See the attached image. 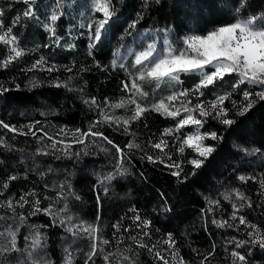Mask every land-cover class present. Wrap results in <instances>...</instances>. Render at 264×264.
I'll use <instances>...</instances> for the list:
<instances>
[{"label":"trees","instance_id":"1","mask_svg":"<svg viewBox=\"0 0 264 264\" xmlns=\"http://www.w3.org/2000/svg\"><path fill=\"white\" fill-rule=\"evenodd\" d=\"M90 3L35 0L33 15L24 17L28 5L23 0H0V21L5 29L11 28L24 52L11 59L14 54L9 46L0 44V121L17 130L0 127V231L18 229L19 249L0 251V264H33L37 259L66 264L69 252L72 264H106L104 255L110 256L111 264H163L155 257L157 251L169 264H179L180 258L184 264H232L233 251L244 255L247 264H264V249L259 245L237 247V242L250 241L248 234L254 231L239 223L241 216L264 234V188L260 184L264 179V101L257 100L243 116L236 115L246 103L243 92L261 89L248 84L234 88L237 77L233 74L202 88V96L189 97L195 105L198 100L206 104L230 94L223 107L235 121L226 126L212 116L206 118L200 133L214 132L218 139L204 141L215 151L199 169L189 163L197 158L191 148L179 150L181 141L196 130L194 125L164 135L166 130H175L186 113L172 118L151 110L173 93L194 89L200 82L197 75L181 74L180 81L168 87H142L147 95L132 98L148 111L138 120L131 119L134 104L112 106L127 100L123 85L135 79L136 67L130 65L137 51L136 39L150 31L166 30L178 44L187 35H204L238 18L264 14V0H247L243 7L241 0H149L147 7L145 0H112L115 15L95 47H89L92 35L88 37L78 26ZM53 12L59 16L52 25L54 36L45 27ZM133 22L134 28L130 27ZM118 47L119 56L113 53ZM114 59L117 67L112 66ZM206 70L212 69L208 66ZM105 115L114 122H103ZM90 128L107 140L87 136L83 144L76 142V130L83 133ZM161 139L168 145L163 152L152 147ZM128 144L140 147L129 149ZM113 145L122 149V160ZM149 155L156 162L149 161ZM173 163L179 165L181 177H186L183 182L171 175L177 169L166 167ZM12 176L16 179L10 180ZM240 176L252 179L243 182ZM237 190L246 201L235 195ZM226 194L231 200L225 199ZM9 200L14 211L6 206ZM44 209H50L51 215ZM234 212L236 220L232 219ZM136 215L140 220H135ZM69 217L73 226L83 222L96 227L97 239L83 231L76 235L67 231ZM213 220L227 221L233 227H217ZM143 221L150 223L145 226ZM117 224L119 230L114 227ZM37 235L41 247L33 250ZM169 235L174 248L165 243ZM103 240L109 243L104 245ZM140 242L147 247H139ZM93 243L98 245L97 255L89 261ZM5 244L7 239L0 238V245Z\"/></svg>","mask_w":264,"mask_h":264},{"label":"snow or ice","instance_id":"2","mask_svg":"<svg viewBox=\"0 0 264 264\" xmlns=\"http://www.w3.org/2000/svg\"><path fill=\"white\" fill-rule=\"evenodd\" d=\"M148 2L149 0H145V7H147ZM155 2L159 3V0H155ZM246 2L247 0H241V7H243ZM23 3L28 5L23 13L24 17H31L33 15L32 8L35 4V0H23ZM92 11L93 13H100V16L96 17L93 15L90 19V23L87 25L90 32L92 31V26L95 25V30L91 36L93 43H91L89 47H95V43L101 40L105 25H107L109 20L115 15V7L112 4V0H92ZM237 11H239V9H237ZM2 15L3 11L0 10V16ZM58 18V14L53 12L50 17L51 24L45 25L46 30L53 36L55 35V28L52 25L55 24ZM17 20H19V18H17ZM135 24L136 22H133L130 27L134 28ZM158 42V39L154 38L152 42L147 43L145 47L134 54V66H140L141 69L138 73L137 79L140 81L147 80L149 82H155V85L159 87L161 83L171 81L179 82L181 74L197 75L200 78L199 84L191 91L186 90L173 93L172 95L161 99L157 104H154L151 109L172 118L179 116L181 112L186 113L183 119L177 121L175 130H166L164 135H173L174 132H178L186 125H194L196 131L191 135H187L186 138L181 141V147L179 150L180 152H184L185 146L191 148L197 154V158L192 159L189 163L194 169H199L205 160H207V158L215 151L214 147L205 145L204 141L206 139H218L217 134L214 132L200 133L199 129L203 127L206 118L212 116L213 119H219V121L226 126H231L235 121L228 118V110L223 107L224 101L230 98V94L218 96L216 100L208 101L206 104L199 102L198 100L195 105L192 104L189 97L197 94L202 96V88L213 85L217 80H223L226 75L235 74L237 80L233 85L234 88L239 87L241 84H248L251 86H258L261 89L255 93L249 91L243 92V98L246 103L241 104L238 107L236 115L243 116L253 108L257 100L264 101V14L247 17L245 19L238 18L234 23L214 28L204 35H187L181 38L179 48L173 45L172 41L166 34V30L165 35L163 36L164 48L162 52L157 51ZM0 44L9 46L10 54H14L10 55L11 59L19 58L24 55L23 50L20 49L16 43V37L12 35L11 28L5 29L2 21H0ZM116 55L119 56V51H117ZM112 66H118L116 59L112 61ZM119 66L123 67V64L121 63ZM208 66L211 67V71L206 70ZM47 70L52 71L51 68ZM123 87L125 91L129 93V99L121 100L119 103L112 106L115 108H122L126 104H134L135 110L131 119L133 121L138 120L145 111H148V109L142 107L132 97L137 95L146 96L147 93L142 91L141 86L135 79L131 84L124 83ZM253 96H255V99H253ZM92 103L95 104V100H93ZM232 103L234 107H237L235 101ZM100 122L101 121H97V123ZM103 122L111 124L114 121H111L110 118L105 115ZM129 123V120L123 121L124 125H129ZM0 127L8 129L10 132L17 131L3 121H0ZM33 135H35V133H33ZM73 135L77 138L76 142L81 144L84 143V139L87 136H98L107 140V137H103L102 133L93 132L91 128L83 133L77 129ZM49 139H51V137H49ZM107 142L110 144L112 143L110 140ZM2 143L3 141L0 140V144ZM167 146V142L163 139L158 143L152 144L153 148L159 149L161 152H163ZM53 147H55V145H53ZM67 147H70V145ZM113 147L116 148L117 153H120L122 160V149L116 145H113ZM127 147L131 149L133 147L139 148L140 146L128 144ZM65 154L70 155V153L67 152ZM77 155H79V153H77ZM201 157L203 159H200ZM147 159L151 162H156L150 155L147 156ZM168 159L170 160L171 157L169 156ZM160 163H164V161L161 160ZM166 167L177 169L176 171H173L171 175L180 179L181 182L186 179V177H181L179 165L173 163L166 165ZM192 175H195V172H193ZM9 179L15 180L16 177L12 176ZM107 179H111V177H108ZM239 179L243 182H247V180L252 179V177L240 176ZM260 184L261 187L264 188V179L260 181ZM3 187L7 188L8 184L5 183ZM235 195L242 201L247 200V197L238 190L235 192ZM77 199H79V197H77ZM97 199L99 200V197ZM225 199L231 200V195L226 194ZM21 200H23V197H21ZM36 203L38 204L39 201ZM6 206L14 211V205L11 200L7 201ZM248 206L250 207L251 204L249 203ZM233 208L236 211H239V208H237L235 204H233ZM35 211L39 212L41 209L36 208ZM43 211L45 214L51 215L50 209H44ZM20 219L21 223H23V218L21 217ZM232 219H237L235 212L233 213ZM135 220H140L139 215L135 216ZM60 223L64 224L65 222L62 220ZM143 223L145 226H148L150 222L143 221ZM212 223L216 224L217 227H233V225L229 224L227 221L221 222L213 220ZM239 223L246 224L247 227L252 228L254 231L249 233L251 236L250 241L237 242V247H241L244 243H251L253 245H259L260 248L264 249V234H261L260 229L256 228L255 225L248 224L243 216L239 217ZM68 224L70 226L67 228V231L71 232L73 235H76L78 231H83L88 233L91 239H97L96 233L99 230L96 227L92 225L84 226L83 222L73 226L71 225V217L68 218ZM114 227L119 230L120 225L117 224L114 225ZM17 234L18 229L17 231H13L9 228L6 232L0 231V238L7 239V244L0 245V251H19L17 248ZM25 239H27V237ZM132 239L135 241L136 238L132 237ZM102 243L107 245L109 241L103 240ZM165 243L168 244L169 248H174L175 246L170 235ZM138 246L142 248L147 247V245L142 242H140ZM31 247L33 250L41 247V240L38 235L32 240ZM97 250L98 245L93 243L91 251L88 253L89 261L97 255ZM31 255L32 253L28 252V256L31 257ZM172 255L175 259L177 253L173 252ZM231 256L234 258L232 264H247L245 256L241 255L239 252L233 251ZM155 257L163 261V264H169V261L165 259L159 251L155 253ZM103 259L106 264H111L109 255H104ZM124 259L127 260L128 257L125 256ZM33 264H51V262L37 259L33 261ZM66 264H72L70 252L67 254ZM179 264H184L183 258H180Z\"/></svg>","mask_w":264,"mask_h":264},{"label":"rangeland","instance_id":"3","mask_svg":"<svg viewBox=\"0 0 264 264\" xmlns=\"http://www.w3.org/2000/svg\"><path fill=\"white\" fill-rule=\"evenodd\" d=\"M95 15L96 17H99L100 16V13H93L92 11V0H91V3H90V7L87 11L83 12L82 13V19L80 20V23H78V26H80L82 29H83V33H85L88 37L92 35V33L94 32L95 30V25L92 26V31L90 32L89 31V28L87 27V25L90 23V19L91 17ZM50 17L51 15L48 17L47 21L46 22V25H49L51 24V20H50ZM83 25V26H82ZM166 34L168 35V37L170 38V40L172 41L173 45L177 48H179L180 46V42L177 44V41H175L169 31H166ZM165 35L164 32H161V31H150V32H147L145 33L143 36H142V39H136V49L137 51L136 52H139L143 47L146 46L147 43H150L152 42V40L155 38V39H158V43H157V51H160L162 52L163 51V48H164V45H163V36ZM119 48H116L113 50V53L114 55H116L117 51H119ZM129 52V49L127 48L124 52L125 55H127V53ZM131 67H136V69H134V75H135V80L136 82L141 86V88H148V86L152 87V88H157V86L155 85V82H149L147 80L145 81H140L137 79V76H138V73L139 71L141 70L140 69V66H134V57H133V61L130 65ZM172 82V81H171ZM171 82H167V83H161L160 85H165V87H168L169 85L171 86ZM199 84V82L197 83V85ZM196 86V85H195ZM169 90V89H168ZM168 90H165V91H168ZM127 92V91H126ZM126 99H129V93L127 92L126 96H125ZM196 130H194L195 132ZM194 132L188 134V135H191L193 134ZM186 138V137H185ZM205 144V143H204ZM206 145V144H205ZM194 152V151H193ZM195 153V152H194ZM197 155V154H196ZM253 231H250L249 233H251ZM249 235V234H248Z\"/></svg>","mask_w":264,"mask_h":264}]
</instances>
